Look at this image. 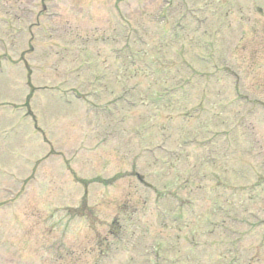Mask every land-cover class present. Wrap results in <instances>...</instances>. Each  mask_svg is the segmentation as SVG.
Wrapping results in <instances>:
<instances>
[{
	"label": "rangeland",
	"instance_id": "1",
	"mask_svg": "<svg viewBox=\"0 0 264 264\" xmlns=\"http://www.w3.org/2000/svg\"><path fill=\"white\" fill-rule=\"evenodd\" d=\"M0 206V264H264V0H0Z\"/></svg>",
	"mask_w": 264,
	"mask_h": 264
}]
</instances>
